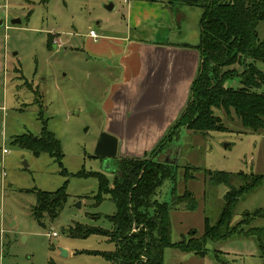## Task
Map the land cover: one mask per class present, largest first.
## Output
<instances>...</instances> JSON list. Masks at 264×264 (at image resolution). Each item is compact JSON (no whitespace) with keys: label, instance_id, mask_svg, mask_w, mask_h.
<instances>
[{"label":"rangeland","instance_id":"374dc122","mask_svg":"<svg viewBox=\"0 0 264 264\" xmlns=\"http://www.w3.org/2000/svg\"><path fill=\"white\" fill-rule=\"evenodd\" d=\"M155 2L164 4L165 0ZM112 3L0 0V264H111L93 253L115 250V244L106 236H72L69 231H75L77 225L110 231L108 216L116 210L106 194L97 202L98 182L91 173L101 172L112 180L116 159L122 156H94L97 141L105 132L102 102L120 69L116 59L99 63L87 50L90 30L113 36L124 31L125 10L119 2L107 9ZM166 6L173 9L174 15L179 12L182 19L144 22L132 35L157 42L196 44L202 9L178 2ZM12 20L18 22L13 24ZM256 30L264 39V21ZM49 34L57 35V45L53 44V36L48 45ZM255 66L264 72L263 62L256 61ZM231 68L237 74L242 71L240 65ZM226 85L240 87L239 76ZM260 91L264 92V86ZM215 114L221 118L224 131L197 134L181 127L177 137L154 158L158 162L176 159L177 168L175 181L164 180L152 199L170 204L174 185L177 194L188 189L197 201L194 211L170 210L171 242L199 237L205 218L210 224L217 221L227 187L211 183L205 175L207 170L263 175L261 184L237 201L230 225L237 224L245 211L264 209V128L247 131L231 110L227 114L215 110ZM43 126L60 142V165L48 153L36 156L11 143L14 136L25 133L37 137ZM146 145L134 144L139 151L143 149L134 157H142ZM185 166L200 168L194 179H184ZM233 185H239V181L235 179ZM60 187L67 194L63 209L54 220L44 218L43 224L38 223L32 215L33 190L52 193ZM262 223L256 220L251 225ZM52 232L57 236L48 237ZM206 248L202 258L166 248L164 264H219L215 260L217 251L220 259L230 264H264L254 239L233 237L208 242Z\"/></svg>","mask_w":264,"mask_h":264},{"label":"trees","instance_id":"16d2710c","mask_svg":"<svg viewBox=\"0 0 264 264\" xmlns=\"http://www.w3.org/2000/svg\"><path fill=\"white\" fill-rule=\"evenodd\" d=\"M41 1L46 3L49 0ZM192 4L202 9L199 40L195 45H190L199 52L200 63L190 85L186 105L150 151L142 157L121 156L116 159L113 169L116 174L112 180L101 172L91 173L98 182L97 202L106 194L115 205V212L108 216L112 229L77 225L75 231H69L72 236L86 237L94 233L106 236L115 244V250L93 253L111 264H164L166 248L202 258L207 254L208 242L233 237L254 239L259 248V257L264 261V209L245 211L237 224L230 225L237 201L257 188L263 175L205 171L211 183L223 184L227 191L223 195L224 204L217 221L210 224L209 219L205 218L203 232L197 238L178 242L170 240V210L194 211L197 201L191 191L185 189L182 194H177L173 185L170 204L152 199L164 180L175 181L177 164L158 162L154 158L165 144L177 137L181 127L197 134L224 131L226 128L215 110H222L226 114L231 110L247 131L264 128V92L260 91L264 86V72L255 66L256 61L264 63V39L258 37L256 30L258 23L264 21V0H196ZM51 44L49 38L48 45ZM235 65L242 66L239 74L235 68H231ZM236 76H239L240 87L226 85ZM44 126L37 137L25 133L14 136L11 143L30 150L36 156L48 153L60 165V142ZM198 170L199 167L185 166L184 179H194V173ZM235 179L239 181L237 186L233 185ZM33 193L35 205L32 215L40 224H43L44 218L54 220L67 200L64 187L52 193L34 189ZM256 220L263 223L251 225ZM133 225L137 230H132ZM215 260L219 264H230L220 259L218 251Z\"/></svg>","mask_w":264,"mask_h":264},{"label":"crops","instance_id":"0c3cea01","mask_svg":"<svg viewBox=\"0 0 264 264\" xmlns=\"http://www.w3.org/2000/svg\"><path fill=\"white\" fill-rule=\"evenodd\" d=\"M97 1H111L112 8L119 2L125 10V29L121 35L96 33V39L90 34L87 37V50L96 62L113 58L120 69L119 77L110 85L102 102L105 115L103 130L117 138V154L138 155L143 149L139 151L134 144H147L144 147L147 152L183 110L200 56L196 49L190 47L195 44L151 41L133 36L132 31L138 32L144 22L172 23L174 18L180 21L182 15L179 12L174 15L173 9L166 5L171 6L174 2L190 5L196 0H165L164 4L156 0ZM51 36L53 44L57 45V35L49 34V38ZM106 67L111 68L107 64ZM133 148L136 151H131Z\"/></svg>","mask_w":264,"mask_h":264},{"label":"water","instance_id":"95a60500","mask_svg":"<svg viewBox=\"0 0 264 264\" xmlns=\"http://www.w3.org/2000/svg\"><path fill=\"white\" fill-rule=\"evenodd\" d=\"M109 10L112 8V5L107 7ZM18 22V20H12L13 24H16ZM117 151H118V140L117 138L112 135L109 134L107 132H103L101 133L97 144H96V148H95V152H94V156H96L97 158H114L117 155ZM163 162L165 163H170L173 165L177 164V160H170L168 158H166L165 160H163ZM222 189H224L221 186ZM63 253H66V251L61 250Z\"/></svg>","mask_w":264,"mask_h":264},{"label":"built area","instance_id":"2783aa9c","mask_svg":"<svg viewBox=\"0 0 264 264\" xmlns=\"http://www.w3.org/2000/svg\"><path fill=\"white\" fill-rule=\"evenodd\" d=\"M89 34H90V36L92 37V38H94V39H96V38H98V35L95 33V31H93V30H91L90 32H89ZM3 153H6V150L4 149L3 150ZM132 230L133 231H135V230H137V228L135 227V225H133L132 226ZM47 236L48 237H55V236H57V234L55 233V232H52L51 234H47Z\"/></svg>","mask_w":264,"mask_h":264}]
</instances>
